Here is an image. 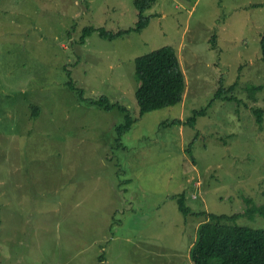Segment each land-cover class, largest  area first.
<instances>
[{"label":"rangeland","instance_id":"rangeland-1","mask_svg":"<svg viewBox=\"0 0 264 264\" xmlns=\"http://www.w3.org/2000/svg\"><path fill=\"white\" fill-rule=\"evenodd\" d=\"M136 1L2 0L0 264H192L209 214L264 229V0H156L140 33L102 39L135 26ZM163 47L183 100L139 116L135 60ZM100 97L137 119L120 140Z\"/></svg>","mask_w":264,"mask_h":264},{"label":"trees","instance_id":"trees-1","mask_svg":"<svg viewBox=\"0 0 264 264\" xmlns=\"http://www.w3.org/2000/svg\"><path fill=\"white\" fill-rule=\"evenodd\" d=\"M155 1L139 0L135 2L138 21L133 28L119 30L118 32L98 29L99 36L102 39L115 40L132 32L140 33L148 26L151 18L150 16H145L144 12L152 7ZM1 2L2 0H0V4ZM92 31V29L84 30L85 35L87 34L88 36ZM261 46L264 61V34ZM135 75L138 80L136 101L139 116L170 108L182 102L186 91V80L177 52L173 47H163L136 58ZM68 85L72 91H75L72 80ZM235 88L236 86L230 87L228 90L220 89L211 103L207 105V108L194 111L187 121L178 118L167 119L161 123L162 127L182 124L194 127L197 117L205 115L207 109L215 101L222 100V97L226 94H232ZM225 100L236 101L234 98H225ZM90 104L105 112L117 109L124 115V122L116 125L115 128L117 140L122 139L124 134L132 128L137 120L132 117L126 107L117 103H111L106 97H100L98 100L91 99ZM34 110L35 114H37L38 109L34 108ZM255 113L258 115V120L263 122L264 111L258 109L255 110ZM195 139L189 145L188 152H191ZM185 201V194H181L178 198L179 210L187 217L192 212ZM262 214L264 215L263 212ZM207 219V222L203 223L200 227L197 242L191 250L190 258L192 264H264V229L234 226L231 222L236 219V216L209 214ZM100 261H103L102 258H100Z\"/></svg>","mask_w":264,"mask_h":264}]
</instances>
